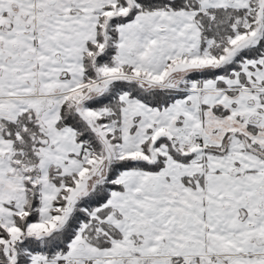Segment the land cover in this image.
<instances>
[{"label":"snow or ice","instance_id":"1","mask_svg":"<svg viewBox=\"0 0 264 264\" xmlns=\"http://www.w3.org/2000/svg\"><path fill=\"white\" fill-rule=\"evenodd\" d=\"M0 264H264V0H0Z\"/></svg>","mask_w":264,"mask_h":264}]
</instances>
